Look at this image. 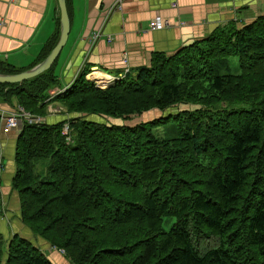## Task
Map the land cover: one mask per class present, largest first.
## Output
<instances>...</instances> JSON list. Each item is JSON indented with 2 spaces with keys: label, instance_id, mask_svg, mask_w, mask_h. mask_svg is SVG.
<instances>
[{
  "label": "trees",
  "instance_id": "16d2710c",
  "mask_svg": "<svg viewBox=\"0 0 264 264\" xmlns=\"http://www.w3.org/2000/svg\"><path fill=\"white\" fill-rule=\"evenodd\" d=\"M56 62L0 83V104L45 118L23 119L11 178L35 237L70 264H264V14L154 52L149 65L105 87L85 67L60 87ZM23 70L0 60V73ZM51 101L70 116L48 122ZM177 104L197 107L133 126L86 119ZM169 122L172 137L154 133ZM0 264L54 263L32 241L0 233Z\"/></svg>",
  "mask_w": 264,
  "mask_h": 264
},
{
  "label": "crops",
  "instance_id": "0c3cea01",
  "mask_svg": "<svg viewBox=\"0 0 264 264\" xmlns=\"http://www.w3.org/2000/svg\"><path fill=\"white\" fill-rule=\"evenodd\" d=\"M65 1L70 29L55 67L60 87L73 82L84 67L89 69L87 75L90 78L93 73L103 80L117 77L123 75L125 69L136 71L149 65L154 52L173 53L183 45L205 37L218 26L230 21L241 26L264 14V0ZM154 16L166 21V27L150 29L149 21ZM59 23L57 0H0V60L16 69H28L60 29ZM56 89L50 90L49 98L54 97ZM0 108L7 112L14 110L3 104ZM51 108L64 107L58 101L49 102L48 122L54 115L49 113ZM54 117L56 121L64 119L62 115ZM17 134L16 131H0L2 158L6 159V169L0 173L3 207L0 233L6 240L16 233L32 241L49 257L47 250L51 246L35 237L22 222L18 195L10 185L15 171ZM50 254L59 257L56 250Z\"/></svg>",
  "mask_w": 264,
  "mask_h": 264
},
{
  "label": "rangeland",
  "instance_id": "374dc122",
  "mask_svg": "<svg viewBox=\"0 0 264 264\" xmlns=\"http://www.w3.org/2000/svg\"><path fill=\"white\" fill-rule=\"evenodd\" d=\"M231 63V69L232 72L237 73L238 69H239V64L237 62V58L236 57H231L228 60ZM103 85V84H102ZM236 106H239L238 104H236ZM197 106H193V105H188V104H177V105H173L170 106L164 110H159V109H150L148 111L142 112L141 114H136V115H131L129 118L127 119H114V118H104V117H99L96 115H88L86 117V119L88 120H93V121H98V122H108V123H114V124H125V125H130L133 126L135 124H138L142 121H149L152 120L153 118H157L160 116H166V115H170V114H175L177 112L186 110V109H194ZM50 114H54L52 116H50V118L48 120H50V122H54L57 120L56 117H54L55 115H62V117L64 116V118L70 115H67L65 112V109H61V108H57L55 109H50L49 111ZM175 123L174 122H169V123H164V124H160L159 126L154 128V133L157 134L160 137H172L175 134ZM3 168L6 169V159L2 158V168L0 169V173L2 172V170H4ZM38 168H40L38 166ZM11 185V184H10ZM2 186V177H0V189ZM3 211V210H2ZM1 211V212H2ZM3 213V212H2ZM37 237V236H36ZM52 250H55L53 247H50ZM50 248L47 251H51ZM49 252L47 253L49 255V258L54 262V264H70L69 261L60 253H58L57 255L59 257L54 256L53 254L51 255Z\"/></svg>",
  "mask_w": 264,
  "mask_h": 264
},
{
  "label": "water",
  "instance_id": "95a60500",
  "mask_svg": "<svg viewBox=\"0 0 264 264\" xmlns=\"http://www.w3.org/2000/svg\"><path fill=\"white\" fill-rule=\"evenodd\" d=\"M57 2L60 11V29L56 44L43 60L33 65L32 67L18 73H0V83H21L23 80L32 78L53 65L68 39L70 29V21L67 12L66 1L57 0ZM96 84L98 87H105V84L102 85L98 82H96Z\"/></svg>",
  "mask_w": 264,
  "mask_h": 264
},
{
  "label": "built area",
  "instance_id": "2783aa9c",
  "mask_svg": "<svg viewBox=\"0 0 264 264\" xmlns=\"http://www.w3.org/2000/svg\"><path fill=\"white\" fill-rule=\"evenodd\" d=\"M174 5V4H173ZM167 23L166 21H163L159 16H154L153 18L150 19L149 21V27L150 29H162L164 27H166ZM97 37V34L94 35V39ZM124 64L126 65V59H124ZM127 71H129L128 69H125V72L126 73ZM123 73V74H124ZM89 75H87L88 77ZM120 76H123V75H120ZM89 79L95 81V83L97 82L96 78H94L93 76L90 78L88 77ZM116 77H110V78H106L105 81V85L106 86L108 83H110L111 81H113ZM0 115H1V121H2V126H1V129L0 131H2L3 133H7V132H10V131H16V132H19V129L21 127V124H22V121L23 119L25 118H30L31 121H42V120H45V118H42V117H32L30 116L29 113L25 112L23 109H21L20 107H18V109H15L11 112H7V111H4L3 109H0ZM68 130V127L65 126L64 129H63V132L66 133ZM3 210V207H2V203L0 201V212Z\"/></svg>",
  "mask_w": 264,
  "mask_h": 264
},
{
  "label": "bare ground",
  "instance_id": "6f19581e",
  "mask_svg": "<svg viewBox=\"0 0 264 264\" xmlns=\"http://www.w3.org/2000/svg\"><path fill=\"white\" fill-rule=\"evenodd\" d=\"M91 76H93L94 78H96L97 79L96 81L98 83H100V84H103L104 85L106 83L105 79L103 80V79L99 78V75L96 74V73L91 74Z\"/></svg>",
  "mask_w": 264,
  "mask_h": 264
}]
</instances>
